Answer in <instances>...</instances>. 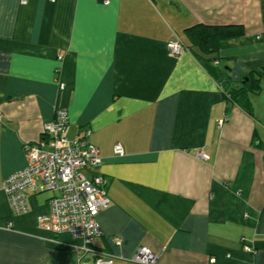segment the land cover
<instances>
[{"label": "crops", "instance_id": "crops-1", "mask_svg": "<svg viewBox=\"0 0 264 264\" xmlns=\"http://www.w3.org/2000/svg\"><path fill=\"white\" fill-rule=\"evenodd\" d=\"M109 1L0 0V264H94L81 241L38 227L54 192L17 215L3 188L59 109L65 136L88 134L102 158L111 204L92 248L114 264H139L142 246L158 264H264V0ZM199 24L244 28L211 57L228 87L259 79L251 114L192 53L167 48L190 46Z\"/></svg>", "mask_w": 264, "mask_h": 264}, {"label": "built area", "instance_id": "built-area-1", "mask_svg": "<svg viewBox=\"0 0 264 264\" xmlns=\"http://www.w3.org/2000/svg\"><path fill=\"white\" fill-rule=\"evenodd\" d=\"M102 1L105 5L110 3ZM26 2L23 0V4ZM167 48L175 57L189 52L179 38L170 41ZM68 125L66 109L57 110L55 119L44 125L42 139L25 146L26 166L7 176L3 188L17 215L28 212L29 196L54 192L49 200V212L37 218L38 227L54 236L69 234L81 241L82 245L75 247V252L79 256L92 254L94 264H114L112 254L92 248L94 239L101 234L98 217L111 204L107 182L97 172L102 163L100 151L89 142L88 134L74 139L65 136ZM114 150L123 156L121 145ZM201 156L208 158L205 154ZM86 169L93 172L91 177L84 174ZM114 242L120 245L121 239L115 238ZM243 250L254 252L248 244L243 245ZM158 260L159 255L145 246L133 257L139 264H158Z\"/></svg>", "mask_w": 264, "mask_h": 264}, {"label": "trees", "instance_id": "trees-1", "mask_svg": "<svg viewBox=\"0 0 264 264\" xmlns=\"http://www.w3.org/2000/svg\"><path fill=\"white\" fill-rule=\"evenodd\" d=\"M245 34L242 26H205L196 25L186 30L190 46L185 44L190 53H192L220 82L224 94L233 103L241 105L249 114L252 113L250 94H259L261 86L259 79L251 73L242 78L239 87H228L225 80L222 79V72L217 71L218 67L213 58L218 49L220 42L227 39L241 37ZM176 39V38H175ZM174 39V40H175ZM220 72V75L219 73Z\"/></svg>", "mask_w": 264, "mask_h": 264}]
</instances>
